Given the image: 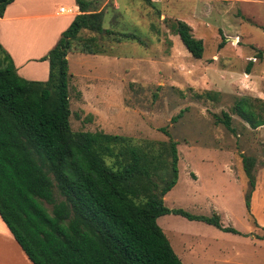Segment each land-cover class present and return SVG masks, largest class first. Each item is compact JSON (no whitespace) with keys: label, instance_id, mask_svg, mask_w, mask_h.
Segmentation results:
<instances>
[{"label":"rangeland","instance_id":"1","mask_svg":"<svg viewBox=\"0 0 264 264\" xmlns=\"http://www.w3.org/2000/svg\"><path fill=\"white\" fill-rule=\"evenodd\" d=\"M89 1L91 9L102 10V27L111 33H81L94 37L101 54L67 53L71 130L122 135L145 151L149 143L166 149L167 156L169 142L176 141L178 178L165 205L218 214L236 230L173 213L159 216L182 264H264V126L252 129L232 110L241 96L264 99V0ZM173 19L186 21L202 39L201 58L171 32ZM117 31L141 42L116 41ZM224 113L231 129L222 123ZM242 157L251 159L255 176L249 212Z\"/></svg>","mask_w":264,"mask_h":264},{"label":"trees","instance_id":"2","mask_svg":"<svg viewBox=\"0 0 264 264\" xmlns=\"http://www.w3.org/2000/svg\"><path fill=\"white\" fill-rule=\"evenodd\" d=\"M12 1L0 0V17ZM75 2L79 13L41 57L48 61L47 80L19 76L0 45V217L33 264H182L157 223L159 216L173 213L236 230L223 225L218 214L195 215L165 205L164 196L178 178L176 141L169 142L167 156L166 149L149 143L145 151L122 135L71 130L67 53L101 54L94 37L81 33H111L102 27V10L91 9L89 0ZM168 27L193 58L202 57L203 41L186 21L173 19ZM116 35V41L141 42L134 33ZM232 110L250 128L264 126V99L241 96ZM223 115L222 123L231 129V117ZM159 130L168 134L165 127ZM242 163L249 212L255 176L251 159L242 157Z\"/></svg>","mask_w":264,"mask_h":264},{"label":"crops","instance_id":"3","mask_svg":"<svg viewBox=\"0 0 264 264\" xmlns=\"http://www.w3.org/2000/svg\"><path fill=\"white\" fill-rule=\"evenodd\" d=\"M78 13L75 0H13L7 4L0 17V45L11 57L19 76L28 80H47L48 61L41 57L56 44ZM21 35L24 36L19 37ZM20 39L23 42L21 48L16 43ZM30 40L32 43L28 46ZM0 264H33L1 217Z\"/></svg>","mask_w":264,"mask_h":264},{"label":"built area","instance_id":"4","mask_svg":"<svg viewBox=\"0 0 264 264\" xmlns=\"http://www.w3.org/2000/svg\"><path fill=\"white\" fill-rule=\"evenodd\" d=\"M60 10L62 11V10H63V8H60Z\"/></svg>","mask_w":264,"mask_h":264}]
</instances>
